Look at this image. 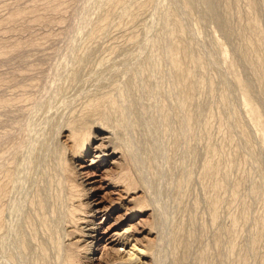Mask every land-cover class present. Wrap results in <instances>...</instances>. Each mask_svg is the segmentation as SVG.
<instances>
[{
	"label": "rangeland",
	"instance_id": "obj_1",
	"mask_svg": "<svg viewBox=\"0 0 264 264\" xmlns=\"http://www.w3.org/2000/svg\"><path fill=\"white\" fill-rule=\"evenodd\" d=\"M172 44L186 50L181 72ZM113 100L147 176L148 207L124 218L143 191L108 174L123 158ZM73 117L97 136L71 161L92 205L110 207L93 242L79 236L94 248L84 264H107L120 246L129 264H264V0H0V170L11 175L0 172V264H37L21 219ZM97 145L109 155L94 163ZM123 229L128 240L110 236Z\"/></svg>",
	"mask_w": 264,
	"mask_h": 264
},
{
	"label": "bare ground",
	"instance_id": "obj_2",
	"mask_svg": "<svg viewBox=\"0 0 264 264\" xmlns=\"http://www.w3.org/2000/svg\"><path fill=\"white\" fill-rule=\"evenodd\" d=\"M247 1L250 4L253 3V0ZM249 21L253 23L254 27L256 26L255 28H258V20L256 17H253ZM256 32L255 34L258 35V32ZM171 49H178L181 52L180 55H171V60L176 64L177 70L181 72L183 71L182 64L186 50L184 49V46L178 44H172ZM260 59L261 57L258 55L255 61H259ZM183 86L187 98L190 93L188 83L185 82ZM241 89L243 98L248 101L249 95L247 85L242 84ZM119 97L122 102L125 101L122 91L120 92ZM114 101L116 100L112 101V107L119 111L120 118L113 122V127L117 133L119 141L117 146L122 150L123 158L117 165L118 168L116 173L109 172L108 174L110 175V179L121 185L125 191L135 190L136 188L143 191L137 206L124 208V211L120 213V218H124V216L127 217L136 211L140 212L148 207L149 201L146 194V190L148 189L147 176L145 169L141 167L134 156V138L130 134V130L127 129L128 126L127 128L125 126L126 117L123 106L115 104ZM99 103L98 99L91 98L86 102V107L97 110ZM83 106H85L84 103ZM103 109L105 108L103 107ZM165 117L166 114L162 111L157 120V123L159 122L160 126H164ZM68 125L70 144L62 145L58 155L55 154L58 148L53 149L54 154L57 156L56 159L53 160L54 162L52 161L47 167V183L44 187H40L34 191L28 200L26 212L21 219L22 224L26 227L25 231H27L24 232L26 235L23 234L26 238L21 236V238L24 237L22 238V246L26 250L28 248L31 249V243H29L30 240L35 242L36 248L33 250L35 254L34 259L37 261V264H84L83 262L85 260L91 262L93 259L92 255L90 256V253L94 249L92 247L93 243L90 245H87V242L86 244H81L80 242L82 239H80L79 236L87 235V237H90L91 239L90 242H93L99 234L97 231L99 226L96 221L98 213L100 211H103L106 215L109 213L110 207L108 206L99 208L92 205L93 199L90 198L94 195L92 194V192H94L92 191L94 190V187L93 185H91V187L85 185V181L80 175L81 173L77 171L71 161L72 158L78 159L80 155L89 151L87 144L91 136L89 131L90 126L85 124L83 117H73ZM96 136L94 135L93 138H96ZM94 147L99 153V155H93V157H98L96 161L93 159L94 163L100 159H105L109 155L107 152L108 147H106V145H97ZM67 151H69V153ZM61 153L64 154V156L61 155ZM66 154H69L70 156L67 157ZM0 172L3 173V179L11 176L8 169H1ZM208 173H210V164L206 166L205 170V174ZM206 186L209 187L210 184H206ZM7 190L6 182L0 180V232L6 224V210L2 204V199L7 193ZM119 199H117V202L122 201V199ZM108 202H112V204L115 203L113 200ZM126 229H123L122 232L113 233L110 236L113 237L116 235L113 239H118L124 242L123 240H128L129 237V234L126 233ZM107 232L108 230L105 234ZM146 248V245H144L143 250H146ZM83 250H85V252H83ZM105 251L106 256L107 250L105 249ZM111 253L112 254L106 259L107 264H129L133 261L129 252L124 250L121 246L119 248H114ZM82 257H84L85 260H83L84 258L82 259Z\"/></svg>",
	"mask_w": 264,
	"mask_h": 264
}]
</instances>
